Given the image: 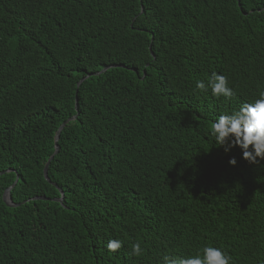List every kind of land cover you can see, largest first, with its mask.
Instances as JSON below:
<instances>
[{"label": "trees", "instance_id": "1", "mask_svg": "<svg viewBox=\"0 0 264 264\" xmlns=\"http://www.w3.org/2000/svg\"><path fill=\"white\" fill-rule=\"evenodd\" d=\"M261 91L264 0H0V264H264V160L211 135Z\"/></svg>", "mask_w": 264, "mask_h": 264}, {"label": "clouds", "instance_id": "2", "mask_svg": "<svg viewBox=\"0 0 264 264\" xmlns=\"http://www.w3.org/2000/svg\"><path fill=\"white\" fill-rule=\"evenodd\" d=\"M215 98L224 97L231 100L235 92L228 87L226 77L213 73L208 85L203 82L197 83V89L207 92ZM211 135L216 142L229 151L231 148L239 147L243 153V159L249 164H257L258 159L264 160V91L259 93V98L253 103L244 104L239 111L231 115H221L218 121L212 124ZM251 149V150H250ZM231 166L236 165L233 159L229 161ZM122 247L118 240L109 241L107 249L109 252H117ZM132 254L141 256L142 250L137 243L132 246ZM231 258L214 247H204L202 254L195 258L179 259L176 257H165V264H230Z\"/></svg>", "mask_w": 264, "mask_h": 264}, {"label": "water", "instance_id": "3", "mask_svg": "<svg viewBox=\"0 0 264 264\" xmlns=\"http://www.w3.org/2000/svg\"><path fill=\"white\" fill-rule=\"evenodd\" d=\"M105 68H106V67H105ZM105 68L101 69L100 72L104 71ZM82 80H83V78L79 79V81L77 82V86L79 85V83H80ZM75 109H76V102H75ZM75 118H76V115H73V116L69 117L68 119H66L65 122H62V123L59 125L58 129H57L56 132H55V136H54V145H55V149H54L53 154H52V155L48 158V160L46 161V163H45V165H44V168H43V175H44V177H45L46 179H48V178H47V166H48V163H49V161L52 159L53 155H54V154L57 152V150H58L57 139H58L59 133H60L61 129L63 128V126L65 125V123H66L67 121L74 120ZM15 181H16V179L14 180V182H13V183H12L7 189H5V191H4L3 195H2V199H3V201L6 202V204H8V205H12V206H13V205H16V204L12 203V201H11V199H10V196H9V193H8V190H9V188H10L11 186L14 185ZM60 193H61V191H60ZM34 198H35V197H34ZM37 198H38V197H37ZM54 200H56V201H58V202H61V200H62V194H61V196H60L59 198H54ZM22 202H24V201H22ZM22 202H21V203H22Z\"/></svg>", "mask_w": 264, "mask_h": 264}]
</instances>
